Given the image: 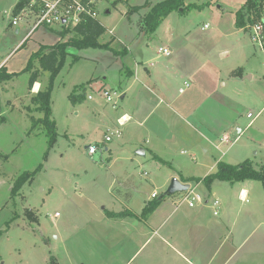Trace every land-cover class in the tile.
I'll list each match as a JSON object with an SVG mask.
<instances>
[{
    "label": "rangeland",
    "instance_id": "374dc122",
    "mask_svg": "<svg viewBox=\"0 0 264 264\" xmlns=\"http://www.w3.org/2000/svg\"><path fill=\"white\" fill-rule=\"evenodd\" d=\"M18 1L0 0V67L4 64L7 72H18L14 89H0V264H186L156 234L141 248L143 238L137 221L122 224L119 230L118 225H105L102 214L105 208L118 211L129 207L141 215L147 205L163 196L166 201L155 209L157 214L155 218L152 215L151 223L171 225L175 219L164 221L163 215L171 208L165 193L173 178L183 182L205 177L220 162L252 160L258 164L255 168L264 163V55L251 32L236 25V13L245 0H186L203 7L192 5L183 13L171 12L151 35L140 32L137 23L158 0H98L100 20L124 42L112 44L118 49L126 45L131 51L119 56L105 47L68 49L70 54L52 88V118L57 126L52 145L46 128L39 122L43 113L36 109L37 103L27 92L31 89L32 71L38 70L44 88L50 73L42 70L35 57L34 70H23L42 46L50 48L56 44L60 33L59 29L43 26L32 30L33 22L25 26L24 20L14 25ZM147 1L148 7L130 11L132 6ZM107 8L110 13H106ZM172 31L174 44L188 45L186 64L201 68L198 81L201 83L202 77L213 80L211 83L221 93L234 95L241 105L224 116V123L221 118L216 122V126L229 127V144H220L218 137L210 143L196 130H189V140L179 142L184 140L180 139L168 146L156 137L151 142L144 124H118L117 118L124 110H133L134 91L139 84L133 83L132 78L127 81L122 61L133 69L141 61L152 72H160L162 65L154 69L149 62L166 60L165 56L158 57L157 49L168 43ZM112 38L116 39L106 32L100 41L109 42ZM223 50L229 53L220 54ZM74 55L79 58L74 59ZM207 61L223 71L219 81L211 69L215 67L210 68ZM92 76L102 78L93 79L86 100L74 107L71 94L79 93ZM6 81L10 86L9 80L1 86ZM222 82L226 84L221 85ZM130 83L135 85L124 100L122 89ZM106 89L113 95L111 102L104 98ZM193 91H200L199 85L191 83L185 95L192 96ZM205 99L204 95V102ZM210 106L206 102V107ZM197 127L206 135L211 133ZM116 130L121 131L120 137L114 134ZM106 134H114L113 140L106 141ZM89 145L98 147L96 154H89ZM105 146L110 150H105ZM140 148L145 149L141 156L137 153ZM109 155L113 157L111 163L107 161ZM19 182L22 185L12 194ZM189 183L195 187V181ZM228 183L220 180L213 195L225 199V193L219 190H225ZM197 189L205 190L202 185ZM249 189L248 202L237 195L234 198L240 246L227 264H264V186L259 180H251ZM56 212L60 215L56 216Z\"/></svg>",
    "mask_w": 264,
    "mask_h": 264
},
{
    "label": "crops",
    "instance_id": "0c3cea01",
    "mask_svg": "<svg viewBox=\"0 0 264 264\" xmlns=\"http://www.w3.org/2000/svg\"><path fill=\"white\" fill-rule=\"evenodd\" d=\"M103 1L104 0H101V3ZM96 4L98 11L97 18L101 22V24H103L106 27L107 29L106 32H108L111 36H115L116 39L121 44L124 43L120 39V37H118V35L115 33L113 28H109L107 25H105V23H103V21L100 20V15H99L100 4L98 0H96ZM110 12L111 9L107 8L106 13H110ZM147 12L148 11H146L145 14ZM18 14H16V16ZM143 15L144 14H142V16ZM30 24L31 23L29 22L25 26ZM248 26L245 27L243 30L245 31L248 30L249 32H251ZM45 28L50 30L55 29L52 27H45ZM56 29H59V31H61L65 28H56ZM138 29H140L139 26ZM140 32L142 31L140 30ZM17 33L18 34L21 33L20 28L17 29ZM28 34L29 33H27V35ZM27 35L25 36V38L27 37ZM172 35H173V31L171 33V38L168 40V43L164 45H160L157 49L158 57L162 58V56H165L166 60H163L162 62L158 63L155 62L154 59L149 62L150 66L153 67L154 69L157 66L159 67V65H162L160 72H158V70L152 72L151 69L147 65H144V63L141 61L136 62L135 69L131 68L129 65H124V62L122 61L123 71L125 74H127V81L130 82L132 78L133 83L138 82L139 84L136 86L134 91L135 106L133 110L132 111L124 110V112H122L117 118L118 124L120 126H123L124 124L130 122L133 125L136 124L139 126L144 124L146 130H149L147 133L149 136H151V142H153V140H155L156 137L162 140V143H165V145L168 146L177 144L180 139H184V140L179 142H184L185 139L189 140V138L191 137L189 134L190 133L189 130H192L191 133H194V130H196L197 132H199L200 137L204 138L210 143H213L214 137H218L220 140L219 141L220 144H229L231 142L230 132L229 133L227 132V129L229 127L226 126L223 127L225 124L221 125V127L216 126V122H218L221 118L222 120L221 124L224 123L225 121L224 116L229 112L232 113L234 112V110L236 111L237 109H239L241 105L236 100L234 95L221 93L217 85L211 83L213 80L209 81L208 79L202 77L201 83L198 81L199 78L198 74L201 72V68L199 66H194L193 64H189V65L186 64V61L189 57L188 45L179 42L174 44L172 41ZM60 38L61 35L59 39ZM173 44L175 45V47H173ZM126 47L128 49V52L131 51L128 48V46ZM161 47L168 48L170 54L166 55L164 53H161L159 51ZM228 53H229L228 50H223L220 54H228ZM207 62L210 63L209 64L210 68L211 65L215 67V69L213 68L211 69L215 72L214 78L219 81V79H221L223 71H221V69L218 66L216 67V65L213 62L210 61ZM216 69L218 72H220L219 74L215 71ZM15 72L18 73L17 71H12L9 73H15ZM16 77L18 76H15L11 81L9 80L10 86L7 85L8 81H6V84L3 83L4 84L3 86H1L2 84H0V89L4 90L7 87L10 88L13 87L12 89H14L16 85L15 83ZM95 78H97V76H92L90 79L87 80V84H85L86 88L92 85V81ZM133 83H130L129 86L127 87L125 86L123 87L122 96H121L122 99L125 100L128 91L133 89V86L135 85V84L133 85ZM191 83L199 85L200 91H198L196 94H194L196 91H193L191 92L192 96L190 95L186 96L185 94L190 88ZM225 84L226 83L223 82L221 83V85H225ZM29 88L31 89L29 90L27 89L28 95L33 98L40 89L44 88L43 81L38 79L33 84V86L32 87L29 86ZM5 93H9V92L5 91ZM86 94H87V90H86ZM195 95L200 97L202 95V97L201 99H197ZM204 95L206 96L205 102L203 101ZM206 102H210L211 108L206 107ZM77 104H73L74 107H76ZM115 104L116 103H114V106H116ZM75 113L78 115L79 110H76ZM52 114H53V110H52ZM123 117L124 118L128 117L127 118L128 120H126L125 123L121 124L119 120L122 118L121 121H124L125 119ZM249 117L254 118L253 113L252 116ZM191 122H195L196 126L193 125ZM185 124L189 125L190 128H187ZM197 125H200L205 129L210 130L211 131L210 134H214V133L216 134L212 136H210V134L206 135L201 129L197 127ZM116 131L117 132H115L114 134L118 136V132H119L120 135L118 137H120L121 131L118 130ZM237 131L240 133L241 129H237ZM114 134H111L112 140ZM146 142L147 143L149 142V138L146 139ZM86 148H88V146H86ZM102 149L104 148L102 147ZM105 150H110V149L108 146H105ZM205 152H207L206 149ZM138 155L141 156V154L139 153ZM112 159L113 157L109 155L107 157L108 163H111ZM244 161L237 162V164H240ZM237 164H232V165H237ZM256 164L257 162L254 163L255 166ZM261 165H264V163L260 164L259 167ZM216 168H218V165L214 168L212 167L211 170L213 173L217 171ZM144 175H148V172H144ZM183 182L189 183L186 181ZM218 182H220V180L218 179L215 180L209 187L202 182L200 183L196 182L194 188H192L191 186L192 183H189L190 188L194 189V191L196 193H199L203 198L202 202H197L194 206H191L184 199L185 191L170 195L168 201L171 202L170 203L171 208L170 211L169 210L166 211V214L164 213L163 216H165L164 221L166 220L171 221L175 219L171 225H169V222H167L164 225L163 223L159 225H155L151 223L153 218L152 215H154L155 218L157 211H154L153 214H150L147 219H140L139 218L140 214L129 207L126 208L124 207V209L118 211L115 209L105 208L106 210L104 214H102V219L104 220L103 222L105 223V225H109L112 227H117L118 225L117 228L119 230L123 227L122 224L124 225L125 223L128 222H131L133 224L134 221H137L138 225H141V235L143 238V244L141 248L148 241H150L151 238H154V235L156 234L160 237L162 244L165 247H170V249L173 251L175 250L177 255L180 256L179 258L183 259L184 263L186 264H227L228 262L234 259L236 250L240 246L239 240L236 238L239 232V228L236 233L237 216L234 207L235 206L234 198L237 195L239 199L245 202L249 201V196L251 191L249 189V185L251 183V180L238 181L234 183L229 182L227 185L223 187L225 190H219L221 193L223 194L225 193L226 195L225 199H221V197L213 195V191H214L213 189L219 185ZM201 185L205 188V190L200 191L197 189V186H201ZM235 188L236 190H234ZM216 200H218L219 202L218 204H216ZM164 201H166L165 198L160 204H162ZM142 206H144V203L142 204ZM183 206H187V208L183 209ZM124 210L131 211L137 216L112 217L109 215L112 212L118 213ZM215 211H218L217 214L215 213ZM224 249H226L224 256L223 258L220 259L219 255Z\"/></svg>",
    "mask_w": 264,
    "mask_h": 264
},
{
    "label": "trees",
    "instance_id": "16d2710c",
    "mask_svg": "<svg viewBox=\"0 0 264 264\" xmlns=\"http://www.w3.org/2000/svg\"><path fill=\"white\" fill-rule=\"evenodd\" d=\"M30 0H19L14 8V13L18 14ZM199 6L196 3H187L186 0H159L152 5L148 12L144 14L138 21V26L145 34H153L157 28L161 25L163 20L173 11L180 13L185 12L190 6ZM148 7V1L144 5L132 6L130 11H139L142 8ZM264 15V0H245L244 5L236 13V25L238 27H247L249 24H253L255 21L262 19ZM107 31L106 27L101 24L98 18L92 16H85L84 19L77 24L74 28H65L59 31L60 40L50 46H42L29 60L28 66L23 71L34 70L33 59L34 57L40 62V66L43 71L50 73L48 86L44 89H40L38 93L33 97V101L37 103V110L43 113V117L39 120L47 130V134L50 137V145L56 139V122L52 118V106H51V94L55 79L63 69L66 58L70 54L69 48H83V47H105L113 50L117 55L122 56L128 53L127 47L124 45L121 49L115 47V42L120 43L115 38H112L109 42H101L100 37ZM114 42L115 44H112ZM121 44V43H120ZM122 45V44H121ZM47 49H49L47 51ZM74 59H78V55H74ZM3 65L0 67V84L5 80H10L15 73H9ZM38 79V70L32 71L29 80V86L32 85ZM90 82V81H89ZM86 86H82V90L79 93H72L70 96L71 102L77 104L83 102L86 99ZM2 112V106L0 103V113ZM254 163L251 160H246L240 164L232 165L225 162L218 164L217 171L209 174L204 178H192L189 181H195L197 183H204L206 186H210L215 180L229 181L231 183L245 180H259L264 186V165L259 168L254 167ZM21 182L16 183L13 187L12 194H16ZM166 195V194H165ZM155 200L147 205L140 219H147L148 216L155 211L163 200ZM112 217H127L137 216L131 211H121L118 213H110Z\"/></svg>",
    "mask_w": 264,
    "mask_h": 264
},
{
    "label": "built area",
    "instance_id": "2783aa9c",
    "mask_svg": "<svg viewBox=\"0 0 264 264\" xmlns=\"http://www.w3.org/2000/svg\"><path fill=\"white\" fill-rule=\"evenodd\" d=\"M96 5V0H30L14 18L12 23L17 25L20 20H24L26 23L33 22L32 30L41 26L52 28H74L87 15L94 18L98 17ZM248 27L251 28L253 39L259 44L261 51L264 53V15L262 19L255 21ZM159 51L166 55L170 54L169 49L165 47H161ZM89 98H92V96L89 95ZM104 98L107 102H111L113 100V95L106 89L104 92ZM249 116H252V113H249ZM121 120L122 118L119 120L121 124L125 123ZM119 135L120 133L118 132V136ZM106 140H112V135H106ZM97 151V146H88L89 154L93 155ZM153 196H155V194H153ZM184 199L191 206H194L197 202L203 201L202 196L199 193H196L192 188L185 191ZM218 203V200H216V204ZM217 212L218 211H215L216 214ZM58 215L59 213L57 212L56 216Z\"/></svg>",
    "mask_w": 264,
    "mask_h": 264
},
{
    "label": "water",
    "instance_id": "95a60500",
    "mask_svg": "<svg viewBox=\"0 0 264 264\" xmlns=\"http://www.w3.org/2000/svg\"><path fill=\"white\" fill-rule=\"evenodd\" d=\"M137 153L145 154V150L143 148H140ZM189 188V183H184L177 178H173L165 194L170 196L178 192L187 191Z\"/></svg>",
    "mask_w": 264,
    "mask_h": 264
},
{
    "label": "bare ground",
    "instance_id": "6f19581e",
    "mask_svg": "<svg viewBox=\"0 0 264 264\" xmlns=\"http://www.w3.org/2000/svg\"><path fill=\"white\" fill-rule=\"evenodd\" d=\"M36 87H37V86H36ZM127 118H128V117H125V118H124V119H125L124 122H126V120H128Z\"/></svg>",
    "mask_w": 264,
    "mask_h": 264
}]
</instances>
